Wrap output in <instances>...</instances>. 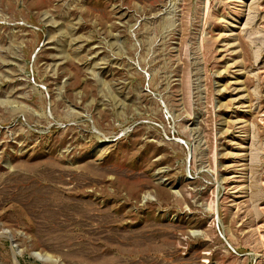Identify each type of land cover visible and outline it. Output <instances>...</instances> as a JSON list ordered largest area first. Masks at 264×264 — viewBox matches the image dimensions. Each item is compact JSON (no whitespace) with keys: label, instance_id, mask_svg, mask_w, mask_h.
Segmentation results:
<instances>
[{"label":"rangeland","instance_id":"rangeland-1","mask_svg":"<svg viewBox=\"0 0 264 264\" xmlns=\"http://www.w3.org/2000/svg\"><path fill=\"white\" fill-rule=\"evenodd\" d=\"M0 264H264V0H0Z\"/></svg>","mask_w":264,"mask_h":264}]
</instances>
